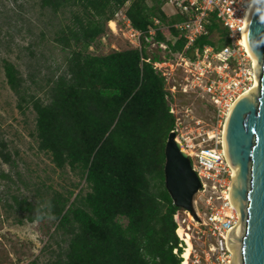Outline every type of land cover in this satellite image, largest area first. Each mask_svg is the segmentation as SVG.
<instances>
[{"label":"trees","instance_id":"16d2710c","mask_svg":"<svg viewBox=\"0 0 264 264\" xmlns=\"http://www.w3.org/2000/svg\"><path fill=\"white\" fill-rule=\"evenodd\" d=\"M38 1L53 14L70 12V21L53 36L65 53V66L46 78V100L27 92L20 71L7 59L4 75L18 107L25 103L35 112L32 135L38 149L55 167L77 172L88 188L73 200V191H54L42 209L14 197L20 210H37L26 216L29 221L53 216L56 229L68 235L64 252L47 264H179L173 253L179 242L173 215L181 208L173 204L163 178V149L175 118L164 77L152 66L160 56H150L146 47L89 52L126 3L125 16L135 29L146 32L153 17L166 25L156 29L154 38L166 41L172 51L185 46L171 25L179 17L164 14L165 0L152 5L145 0ZM207 29L187 50L189 56L197 46L228 43L220 22L213 19ZM11 159L0 141V163Z\"/></svg>","mask_w":264,"mask_h":264},{"label":"rangeland","instance_id":"374dc122","mask_svg":"<svg viewBox=\"0 0 264 264\" xmlns=\"http://www.w3.org/2000/svg\"><path fill=\"white\" fill-rule=\"evenodd\" d=\"M145 1L148 5L155 3ZM127 6L128 3L114 14L117 25L114 31L106 23L105 32L89 47L90 53L135 48L124 34ZM161 9L167 17L171 16L169 4L163 3ZM69 21L68 10L53 14L49 8H42L38 0H0V141L12 158L10 163H0V264H47L67 247L68 235L56 229L53 216L29 221L26 216L36 214L37 210L34 207L31 213L20 210L14 197L26 199L33 206L39 204L42 209L54 191L65 194L73 191V200L78 192L84 194L88 190L77 172L69 167H55L50 156L38 149L32 135L35 112L25 103L22 109L18 107V97L7 84L2 67L3 59L14 63L24 78L27 92L46 100V78L65 66V53L53 36ZM146 51L150 56L164 54L154 46H147ZM173 76L181 79L179 69ZM189 94H177L172 102L179 117L192 127L195 124L190 118L200 119V124L207 127L205 123L210 121L212 110L202 99ZM186 107L192 111H185ZM179 217L188 218L182 210Z\"/></svg>","mask_w":264,"mask_h":264},{"label":"built area","instance_id":"2783aa9c","mask_svg":"<svg viewBox=\"0 0 264 264\" xmlns=\"http://www.w3.org/2000/svg\"><path fill=\"white\" fill-rule=\"evenodd\" d=\"M253 1L165 0L164 3L173 10L171 16L179 17L171 25L185 39V46L180 51H172L166 41L155 40L156 29L166 26L158 17H153L152 24L142 32L132 27L124 16V34L135 48L154 46L164 53L152 66L165 80V98L169 112L175 118L170 131L189 157L200 184L192 199L195 214L179 209L188 218H180L179 210L173 215L176 235L179 227L185 235L178 236V247L173 249L180 258L179 264H230L232 260L227 234L237 222L238 213L229 196L234 169L226 153L224 124L235 99L249 89L255 79V68L244 44ZM213 19L226 29L228 43L221 47L203 44L193 48L192 56H189L187 50L199 37L207 34ZM177 69L180 80L173 76ZM181 93H190L207 103L212 110L210 121L205 123L207 127L200 124L202 120L193 117L189 121L194 122L195 127L181 120L172 103ZM185 111L192 109L186 107ZM186 237L191 245L189 255L184 257L188 247Z\"/></svg>","mask_w":264,"mask_h":264},{"label":"water","instance_id":"95a60500","mask_svg":"<svg viewBox=\"0 0 264 264\" xmlns=\"http://www.w3.org/2000/svg\"><path fill=\"white\" fill-rule=\"evenodd\" d=\"M246 43L257 59L256 86L235 99L224 124L226 153L235 171L229 196L238 213L227 243L233 253L230 264H264V0L250 10ZM163 153L166 191L175 206L195 214L192 199L199 180L172 131Z\"/></svg>","mask_w":264,"mask_h":264},{"label":"bare ground","instance_id":"6f19581e","mask_svg":"<svg viewBox=\"0 0 264 264\" xmlns=\"http://www.w3.org/2000/svg\"><path fill=\"white\" fill-rule=\"evenodd\" d=\"M257 0H254L253 1V3H252V5H251V8H252V6H253V4L256 2ZM251 10V9H250ZM249 14H250V11H249ZM249 14H248V16H249ZM108 23H109V26L112 28V29H114V27H115V22L113 21V19L112 20H109L108 21ZM244 44H245V46H246V48H247V51H248V53H249V55H250V57H251V59H252V63H253V67L255 68L256 67V64H257V59H256V57L254 56V54H252L251 53V51L249 50V48H248V46H247V43H246V35H245V40H244ZM255 73V72H254ZM255 86H256V79H254V82H253V84L251 85V89L252 88H255ZM249 88V89H250ZM249 89H247V90H249ZM247 91H245V92H243L241 95H243V94H245ZM235 176V171H234V175H233V177ZM190 216H191V214H190ZM177 234H178V236H182V237H185V235H183V231H182V229L179 227L178 229H177ZM186 242H187V244H188V247L185 249V251H184V257H187L188 255H189V252H190V245H191V243H190V241L188 240V237H186ZM235 257H236V259H237V255H235Z\"/></svg>","mask_w":264,"mask_h":264}]
</instances>
